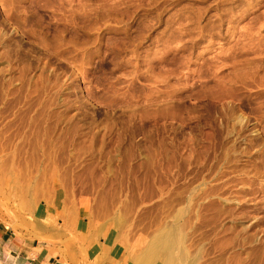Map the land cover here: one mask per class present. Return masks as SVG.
<instances>
[{
  "label": "rangeland",
  "instance_id": "obj_1",
  "mask_svg": "<svg viewBox=\"0 0 264 264\" xmlns=\"http://www.w3.org/2000/svg\"><path fill=\"white\" fill-rule=\"evenodd\" d=\"M175 223L264 264V0H0V264H139Z\"/></svg>",
  "mask_w": 264,
  "mask_h": 264
},
{
  "label": "bare ground",
  "instance_id": "obj_2",
  "mask_svg": "<svg viewBox=\"0 0 264 264\" xmlns=\"http://www.w3.org/2000/svg\"><path fill=\"white\" fill-rule=\"evenodd\" d=\"M241 120V119H240ZM241 122V121H239ZM180 130V129H179ZM192 151V150H191ZM239 165V164H238ZM230 169V168H229ZM228 182V181H226ZM225 182V183H226ZM224 184V182H223ZM227 184V183H226ZM225 186V185H223ZM219 187V186H218ZM213 191V190H212ZM218 193V192H217ZM225 193V192H223ZM208 194V193H206ZM227 194V193H226ZM223 195V194H222ZM225 195V194H224ZM215 196V195H214ZM220 196V195H219ZM209 197V196H208ZM222 197V196H221ZM220 197V198H221ZM215 200V199H214ZM222 201H224L225 203L229 201V198L226 197H222L221 198ZM231 200H235L236 199H231ZM212 201V200H211ZM240 202V201H239ZM211 204V203H210ZM208 207V206H207ZM220 208V207H219ZM221 209V208H220ZM225 209V208H224ZM226 213V210H223ZM223 211L221 214H223ZM229 212V211H228ZM219 214V215H220ZM227 214V213H226ZM179 222V221H178ZM189 223V222H188ZM174 230L172 231H165L164 233L160 234L159 238L160 240H154L150 243V245L147 247L146 250H144L143 252L140 253L138 257V262L139 264H157L158 260H163L162 264H193L195 262L190 261L191 259L187 256L189 255V253L187 254L186 251V247L184 244V238L183 235L180 231V226H178V224L175 223V225H173ZM197 227V226H196ZM171 228V229H173ZM231 228V227H230ZM183 231V230H182ZM231 237V236H230ZM194 240V239H193ZM195 241V240H194ZM194 243L191 244L192 247ZM214 248V247H213ZM193 249V247H192ZM188 250V249H187ZM193 251V250H192ZM197 251V250H196ZM189 252V251H188ZM196 253V252H195ZM194 253V254H195ZM194 254H192L191 257L194 256ZM199 255V252L196 253L195 256ZM232 257V256H231ZM198 259V257H197ZM193 260V259H192ZM202 260V259H201ZM236 260V259H235ZM234 260V261H235ZM198 262V261H196ZM207 262V261H206ZM196 264V263H195Z\"/></svg>",
  "mask_w": 264,
  "mask_h": 264
},
{
  "label": "crops",
  "instance_id": "obj_3",
  "mask_svg": "<svg viewBox=\"0 0 264 264\" xmlns=\"http://www.w3.org/2000/svg\"><path fill=\"white\" fill-rule=\"evenodd\" d=\"M5 232L4 231H2V230H0V245H1V243H2V241H6V240H8V238H7V235H6V233L4 234ZM28 258V257H27ZM39 259V258H38ZM36 260V259H35ZM35 261L33 260L32 262H29V264H33ZM23 263V262H22ZM24 263H25V261H24ZM36 263V262H35ZM26 264V263H25Z\"/></svg>",
  "mask_w": 264,
  "mask_h": 264
}]
</instances>
